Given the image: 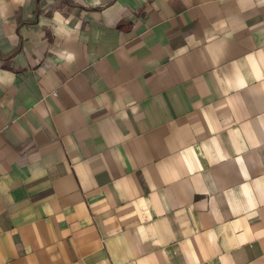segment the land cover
Instances as JSON below:
<instances>
[{
  "label": "crops",
  "instance_id": "crops-1",
  "mask_svg": "<svg viewBox=\"0 0 264 264\" xmlns=\"http://www.w3.org/2000/svg\"><path fill=\"white\" fill-rule=\"evenodd\" d=\"M0 264H264V0H0Z\"/></svg>",
  "mask_w": 264,
  "mask_h": 264
}]
</instances>
